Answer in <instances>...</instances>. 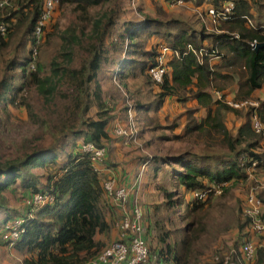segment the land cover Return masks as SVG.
Masks as SVG:
<instances>
[{
  "label": "trees",
  "instance_id": "1",
  "mask_svg": "<svg viewBox=\"0 0 264 264\" xmlns=\"http://www.w3.org/2000/svg\"><path fill=\"white\" fill-rule=\"evenodd\" d=\"M0 1L6 2L0 8V25L8 29L6 37H0V52L20 37L16 54L4 63L0 106H15L20 99L19 105L26 106L30 121L40 129L23 141L18 157L0 156V226L4 230L13 219L21 221L13 247L22 257L21 264H90L113 243L97 239L98 234L109 232L107 217L116 213L104 183L115 178L118 187L123 184L103 169L120 167L111 161L110 153L118 154L126 138L114 130L117 123L128 126L131 108L142 136L148 132L159 141L186 146L170 155L133 158L140 167L146 165L144 174L148 178L151 172L152 182L162 176L176 185H171L173 190L171 183L156 185L166 212H172L167 220L161 218L163 207L140 204L144 237L156 228L162 232L160 247L149 246L148 264L200 263V247L211 234L209 212L220 206L211 203L217 195L200 200L193 193L223 183L225 194L231 184L248 179L247 170L254 163L255 169L264 170L263 135L256 134L251 125L254 109H237L213 97L215 90L227 98V89L233 85V101L241 103L256 100L255 92L264 87V0H235L228 20L214 22L202 14L208 23L199 19L194 24L167 13L160 0H155L160 6L158 16L146 15L138 21L126 18L123 0H59L54 20L39 44L36 31L45 0ZM230 1L185 0L197 8L210 3L218 11ZM66 15L74 20L63 29L62 16L66 20ZM247 18L254 26L248 25ZM153 38L160 43L152 44ZM58 39L62 44L56 55L48 63L41 62L43 47L51 48ZM253 43L263 46L256 50ZM161 45L173 53L171 59L166 58L168 70L162 83H157L150 70ZM24 49L25 56L20 57ZM215 58L222 65L212 66ZM104 72L117 82L111 90L104 88ZM30 90H35L41 103L39 111L24 97ZM169 102L184 111L165 126L160 113ZM257 112L264 121V102ZM231 115L242 121L236 134L227 125ZM88 142L106 150L102 163L92 162L82 152ZM95 164L101 171L95 170ZM18 191L26 200L25 215L10 208L8 195ZM38 193L49 194L53 203L28 206L27 200ZM186 194H191V201L185 199ZM260 198L264 203V192ZM184 206L181 215L177 210ZM117 220L116 213L112 223ZM166 222L172 229L166 228ZM257 261L264 263L263 249L258 250Z\"/></svg>",
  "mask_w": 264,
  "mask_h": 264
},
{
  "label": "rangeland",
  "instance_id": "2",
  "mask_svg": "<svg viewBox=\"0 0 264 264\" xmlns=\"http://www.w3.org/2000/svg\"><path fill=\"white\" fill-rule=\"evenodd\" d=\"M123 4L126 6V18L132 20H141L146 15L151 17L158 16V13L160 11V6L158 3H156L155 0H123ZM64 13L66 14V12ZM167 13L174 17L193 22V24L197 23L199 19L203 18V16L199 14L198 9L191 6L181 7L172 13ZM60 14L61 13L58 14L59 18L61 17ZM58 17H56L57 20ZM62 17L64 23L63 29L68 24H70L71 21L74 20V16L70 18L66 15V20L64 19V16ZM204 19H206L205 16ZM202 23H208V21L203 20ZM19 41L20 37L13 39L11 41L10 48L0 52V79L4 70V63L9 62L14 57V55L16 54L15 48L19 45ZM150 41L154 40L151 39ZM155 41H158V38H155ZM61 44V41L58 39L53 42L51 48L43 47L39 60L45 63L50 62L56 55V50L60 48ZM152 44L155 45V42H153ZM25 51V49L20 51L19 56H25ZM218 61V65H222V62H220V60ZM102 77L104 79L105 90H111V88L115 86L114 84H117L115 80H112L111 74L109 73L104 72ZM234 79L238 80L237 76H235ZM232 86H229V88L227 89V93L229 96L234 90ZM24 97L27 98L26 101L35 105L38 111L40 110L39 105H41V103H38L37 101L38 97L35 93V90H30L28 93L25 92ZM253 99H256L254 101L262 102L261 99H264V94L257 95ZM20 103L21 100L19 99L15 106L8 105V108H6L5 105L0 106V156H3L4 159H15L16 157H18L20 155L18 149L21 147L23 141L25 139L31 138L35 133L40 131L38 126L34 125L30 121L26 106H21L19 105ZM130 105H132V103H130L129 106ZM130 113L135 117V109L131 108L129 111V115ZM181 113H183V109H180L175 102H169L160 113L162 124L165 126L173 124L177 115ZM227 117L230 121L229 126L231 128H235L236 122L239 120L236 117L233 118V115ZM120 120L121 119H118V121ZM138 128V134L134 139L124 140L125 144L128 146L125 145L123 148H119L123 154H120V152L117 154L112 150V152L110 153L111 161L120 166H127L131 161H136L133 160L134 157L132 156V154L137 152L138 155H136V157H138L139 159H147L156 156L170 155L177 151L181 152L186 148V146L180 145L178 143L159 141L157 140L156 135L153 136L152 133L146 132L144 133L145 135L142 136L143 134H141V127ZM165 133L168 134L169 132ZM176 133L179 132L176 131ZM118 141L119 140H116L115 142ZM148 141H150V145L147 146L146 143ZM262 143L264 145V137ZM121 155L124 157H121ZM247 173H250L251 176H249L248 174V179L246 181H241L238 183V185L231 184L225 194L223 191V193L221 194L222 196L218 195V197H215L211 200L212 202L210 201L211 203H213V205L216 204L220 207H213V209L209 212L208 223L211 234H209V240L202 243L200 247L202 255L200 258V263L198 264H222V261L226 257H231L232 259H234V257H237V255L239 254L240 240H244L250 237V224L248 223L249 220L243 215V209L245 200L253 188L257 189L259 198L261 196V193L264 192V190L259 189V181H264V170L255 169V171L253 172L247 170ZM147 179L148 182L144 185L143 188L144 194H142V204L145 207L150 206L153 209L159 206L163 207L161 211V218L167 220L172 216V212H166L164 198L161 195L162 192L157 190L156 185L162 184L168 186L171 183L169 188L170 190L174 189L171 188V185H176L172 184L173 182H170V180L168 179L163 181L162 176L160 181L156 183L152 182L151 172H149ZM181 189L182 188L178 189V192L182 191ZM8 197L10 201V208L12 207L11 209L16 210V212L19 211L20 213L26 212V200L23 198L19 191L16 193H9ZM185 199L187 201H191V194H186ZM224 205H227L226 209L223 208ZM221 208L225 210L223 213L220 212ZM177 212L183 215L185 213V206L184 209L178 208ZM13 220L11 222H13ZM153 221L156 222V219L153 218ZM181 226L182 225H180L179 227ZM166 228L169 230L172 229L170 222H166ZM3 232L4 231L2 230L0 234V264H21L22 257L18 255L13 250V248H8L2 242ZM161 233L162 232L159 230V228H156V230L148 234V238L146 239L148 240L150 247H160L158 243V235ZM260 241L263 242L264 237H260ZM258 244H261V242H259ZM260 249L264 250V247H260Z\"/></svg>",
  "mask_w": 264,
  "mask_h": 264
},
{
  "label": "built area",
  "instance_id": "3",
  "mask_svg": "<svg viewBox=\"0 0 264 264\" xmlns=\"http://www.w3.org/2000/svg\"><path fill=\"white\" fill-rule=\"evenodd\" d=\"M163 3L168 4L171 7H180L185 4V0H161ZM5 1H0V8L5 4ZM59 0H45V6L42 12L41 19L39 21L38 29L36 31L37 40L36 43L41 42V38L45 34V28L48 24L54 20L55 9ZM235 9V0L224 4L221 11L215 8L207 10V15L216 21L228 20L231 13ZM248 25L254 26V21L247 18ZM8 29L6 25H0V37H6ZM253 48L257 47L256 43L251 44ZM190 50L194 49L190 46ZM34 57L37 55V48H33ZM173 53L171 48L166 45H161L159 48V55L156 59V65L150 70V74L157 83H162L164 76L167 73L166 58L168 54ZM32 69L35 70V64L32 65ZM218 100L225 101L228 105L242 109L245 107L253 108L251 125L253 130L258 135L264 137V122L260 119L257 112L260 107L259 101L249 100L241 103L234 102L231 99L225 98L222 93L217 92ZM134 116L130 113V120L127 127L116 126L115 134L125 137L126 139H134L138 134V126L134 120ZM82 152L86 154L89 159L94 163H102L105 157L106 150L101 147H97L93 143H86L82 146ZM95 164V170L101 171V168ZM257 163L253 164L250 171H255ZM146 169V165L142 166L138 179L143 176ZM251 176L250 173H248ZM226 184H219L205 188L204 190L196 191L193 193L195 198L200 200H206L211 195H221L223 188ZM104 188L112 199L115 205L121 207L124 210V216L121 220L116 222V227L119 231V240L108 245L90 264H148L150 257V248L148 242L143 234V213L141 211V205L135 203L132 208V215L128 213V203L130 201V193L132 188L125 186L118 187L116 179H110L104 183ZM259 189L264 190V181H259ZM53 197L46 193H38L33 195L27 200L28 206H45L53 203ZM243 215L249 220L250 234L255 236H261L264 234V203L258 196L257 189H252L245 200L243 209ZM21 221L11 222L2 234V242H6L9 248H13L16 244V240L20 236ZM239 258L232 259L226 257L222 264H258V248L254 245L252 240L248 237L240 243Z\"/></svg>",
  "mask_w": 264,
  "mask_h": 264
},
{
  "label": "crops",
  "instance_id": "4",
  "mask_svg": "<svg viewBox=\"0 0 264 264\" xmlns=\"http://www.w3.org/2000/svg\"><path fill=\"white\" fill-rule=\"evenodd\" d=\"M191 2V1H190ZM160 5H161V7L164 9V10H166L167 12H174V11H176L177 9H179V8H181V7H188V6H191V7H195L192 3H186L185 2V4L183 5V6H180V7H171V6H169L168 4H166V3H163L161 0H160V2H158ZM213 6H212V4H210V3H204L203 5H201L199 8H197V7H195V8H197L198 9V11H199V14L200 15H202V14H205V15H207V10L208 9H210V8H212ZM214 8V7H213ZM208 18H209V16H208ZM203 19V18H202ZM207 19V18H206ZM203 20H205V19H203ZM136 21H138V20H136ZM153 40H154V42H156V44L158 43H160V39H158V41H155V39L153 38ZM170 56V57H169ZM168 58H170L171 59V54H168V56H167ZM218 60H220V62H222V60L220 59V58H215V59H213L212 61H211V65L212 66H219L218 65ZM170 61V60H169ZM236 81H237V79H236ZM264 87L263 88H261V89H259L258 91H256L255 92V96H257V95H260V94H264ZM234 92V91H233ZM232 92V94L229 96V95H227V98L228 99H231V100H234L233 99V96H234V93ZM213 97H214V100L216 101V100H218V98H217V91H213ZM261 101L262 102H264V99H261ZM262 102H260L259 101V103H260V107H261V103ZM195 103H192L191 102V106H193ZM260 107H259V110H260ZM179 108H180V106H179ZM180 109H183V108H180ZM184 111V110H183ZM136 116V115H135ZM233 118H235V117H233ZM226 121H227V125H228V128L231 130V132L233 133V134H236L237 133V130L239 129V127H240V125H241V123H242V121L241 120H239V121H237L236 122V127L235 128H231L230 126H229V123H230V121H229V118L227 117L226 118ZM264 122V121H263ZM124 124V123H123ZM123 124H121V123H117L116 125H118V126H123ZM125 125V124H124ZM124 127V126H123ZM183 128V126H181L180 127V129H177V131L178 132H181V129ZM126 145V144H125ZM118 148H119V145H116ZM126 146H128V145H126ZM262 149L264 150V145H263V143H262ZM120 152V154H123L122 153V151L120 150V149H117V152ZM136 155H138V152L137 153H134L132 156L133 157H135ZM121 157H124V156H122L121 155ZM130 160V159H129ZM134 160V159H133ZM136 160V159H135ZM130 162V161H129ZM140 164L138 163V160H136V161H131L127 166H120V167H116V168H110V169H107V168H105V169H103L104 171H107L109 174H113V176H115L116 178H117V181L118 182H120V183H122L123 184V186H125V187H128V188H132V190H131V193H130V201H129V203H128V209H130V210H128V213H129V215H132V208H133V205L135 204V203H139V204H141L142 203V199H143V197H142V194H144V192H143V188H144V185L147 183V177L145 176V174H143V176L140 178V180H137L138 179V176H139V173L141 172V169H142V166H144V165H142L141 167L139 166ZM140 167V168H139ZM148 170H150L149 169V166H148V168H147V171ZM111 199V198H110ZM112 203L114 204V202L112 201ZM115 205V204H114ZM116 206V213H117V215L120 217V220L123 218V216H124V210L121 208V207H119V206H117V205H115ZM26 208V207H25ZM19 212V211H18ZM20 213V212H19ZM115 213V214H116ZM21 215H25L26 214V212L25 213H20ZM114 214V215H115ZM114 215H108V217H107V221L109 222V224H110V230H109V232L108 233H106V232H104V233H101V234H98V236H97V239L98 240H100V241H102V242H104L106 245H108L109 243H111V242H114L115 240H117L118 239V237H119V231H118V229H117V227H116V222H118L119 220H117V221H114L113 223H112V221H113V219H114ZM1 216V215H0ZM2 218V217H1ZM3 227L2 226H0V234H1V231L3 230L2 229ZM260 237H264V234L263 235H261V236H255V235H253V234H250V239L252 240V242L254 243V245L258 248V250L260 249V247H264V241L262 242V241H260ZM259 242H261V244H258ZM257 243V244H256ZM9 248V247H8ZM11 249V248H10Z\"/></svg>",
  "mask_w": 264,
  "mask_h": 264
},
{
  "label": "water",
  "instance_id": "5",
  "mask_svg": "<svg viewBox=\"0 0 264 264\" xmlns=\"http://www.w3.org/2000/svg\"><path fill=\"white\" fill-rule=\"evenodd\" d=\"M263 45L261 44V45H257V47H256V50H258L259 48H261Z\"/></svg>",
  "mask_w": 264,
  "mask_h": 264
}]
</instances>
